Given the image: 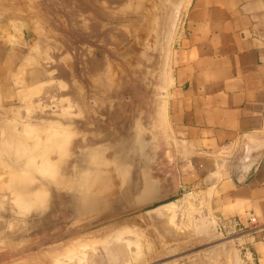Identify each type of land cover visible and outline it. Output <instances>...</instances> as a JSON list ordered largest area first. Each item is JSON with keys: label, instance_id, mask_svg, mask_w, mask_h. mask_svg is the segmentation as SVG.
I'll list each match as a JSON object with an SVG mask.
<instances>
[{"label": "rangeland", "instance_id": "1", "mask_svg": "<svg viewBox=\"0 0 264 264\" xmlns=\"http://www.w3.org/2000/svg\"><path fill=\"white\" fill-rule=\"evenodd\" d=\"M169 1L34 0L32 16L43 21L32 22L27 38L31 64L15 70L7 95L0 92V264H245L243 233L204 213L202 180L184 182L168 132L169 72L190 0L167 42L160 24ZM29 68H44L43 78L26 83ZM99 148L96 157L105 158L97 159L125 152L130 160L106 169L91 157V173L120 169L128 182L138 175L162 197L110 217L73 216L65 197L75 191L55 177ZM47 160L58 172H46ZM168 202L165 215L155 210Z\"/></svg>", "mask_w": 264, "mask_h": 264}, {"label": "crops", "instance_id": "2", "mask_svg": "<svg viewBox=\"0 0 264 264\" xmlns=\"http://www.w3.org/2000/svg\"><path fill=\"white\" fill-rule=\"evenodd\" d=\"M33 9L34 0H0L3 95L31 64L27 38L43 21ZM30 68L26 83L40 81L45 69ZM166 94L184 182L202 180L204 213L243 233L245 264H264V0H190ZM157 190L151 181V198Z\"/></svg>", "mask_w": 264, "mask_h": 264}, {"label": "bare ground", "instance_id": "3", "mask_svg": "<svg viewBox=\"0 0 264 264\" xmlns=\"http://www.w3.org/2000/svg\"><path fill=\"white\" fill-rule=\"evenodd\" d=\"M98 1V0H97ZM171 1V4L169 5V8H168V11H166L165 13H167L165 15V19H163L164 17H162V22L160 25L164 26V38L167 42L170 41L171 37L173 36L174 34V28H175V24L177 22V19L179 17V12H180V9L182 7V4H183V1L184 0H170ZM169 1V3H170ZM166 2V1H165ZM168 2V0H167ZM167 6V5H166ZM167 9V8H166ZM112 11V10H111ZM119 15V14H118ZM120 30V29H119ZM163 35H161L163 37ZM159 37V38H155L156 40H159L160 38L162 37ZM151 38H153L151 36ZM163 40V39H162ZM163 42V41H162ZM165 42V43H167ZM156 43V42H155ZM165 43L163 45H165ZM159 44V42H158ZM169 44V43H168ZM157 45V43H156ZM162 45V46H163ZM167 47V46H166ZM169 47V46H168ZM157 48V47H156ZM165 48V47H164ZM165 50V49H164ZM163 50V52H164ZM169 50V49H168ZM168 56V55H167ZM164 59V58H163ZM167 59V57H166ZM163 62V61H162ZM166 65V63H165ZM167 66V65H166ZM164 66V67H166ZM162 68V67H161ZM165 71V69H164ZM160 93V91H159ZM162 98V97H161ZM160 98V99H161ZM160 107V105H159ZM161 110V109H160ZM161 112V111H160ZM46 126V125H45ZM56 134V133H55ZM56 137V136H55ZM45 138V137H44ZM50 138V137H49ZM59 140L60 138L57 137ZM56 138V139H57ZM43 139V138H42ZM57 139V140H58ZM47 141V139H45ZM44 140V141H45ZM142 141V140H141ZM37 142V141H36ZM42 142V141H41ZM38 143V142H37ZM56 143V141H52V144L54 145ZM48 144V142H47ZM52 144L50 146H52ZM135 144V143H134ZM133 144V145H134ZM38 146V145H37ZM135 146V145H134ZM132 147L131 150L134 151V148L135 147ZM13 147V146H12ZM49 148V147H48ZM47 148V149H48ZM142 148H144V145H143V141L141 142V144L139 146L136 147V153L132 152L133 155H138V153H140V150H142ZM37 149L39 150V148L37 147ZM42 149V148H41ZM102 149V148H101ZM100 148L99 149H93L92 151H88L83 157L82 160L80 161H77L75 162V165H74V170L77 171V175L76 176L72 171H69L68 173L65 174L64 178L59 176L58 178L55 177V182L57 183V185H68L70 188L73 187V190L75 192H73V194H71L69 197L70 199V202L68 203L67 205V210L70 211L73 216L75 217H80L81 214H86V215H91L93 214V216H105L107 215L108 217L114 215V214H117V213H120L122 211H125V210H128V209H132V208H135L137 207L138 205L142 204V203H147V202H150V201H153L154 199L158 198V197H155V198H151V192H150V184H151V181L150 180H147L145 181V183L141 182L140 181V177L138 175H135L134 176V180H132L131 182H128V181H125V180H122L120 181V177H122V173H121V170L118 169L117 170H114V171H117V172H104V171H101L99 174H94V173H91L90 170H93V172H95V167L90 164L89 162V158L93 157V158H101L102 155H103V158H105V154H101L100 156L96 157L98 154L101 153V150ZM34 150V149H33ZM105 150V149H104ZM43 151V150H42ZM115 151V150H113ZM34 152V151H33ZM36 152V151H35ZM34 152V154H36ZM39 152V151H38ZM116 152V151H115ZM118 152V151H117ZM130 152V151H129ZM33 155V154H32ZM141 156V154H139ZM138 155V156H139ZM116 158H112L111 161H114V163H112L110 160L109 161H106V159H97L98 160V164L99 165H103V167H105L106 169L109 168V166L111 164H114L115 165V161L116 163L117 162H121L124 164L130 160L129 157L128 159H122L121 157L124 156V157H127V155L125 154V152H120L118 153V155H114ZM139 156V157H140ZM122 159H117L119 158ZM131 157V156H130ZM24 159V158H23ZM115 159V160H113ZM118 160V161H117ZM133 161V160H132ZM133 162H137V164L135 165V167H137L138 169H143L146 171L147 167H148V162L147 161H144L142 158H137V160L135 159V161ZM30 163V162H29ZM118 164V163H117ZM123 164V166H124ZM92 165V166H90ZM122 165V164H121ZM120 164L118 166H121ZM95 169V170H94ZM126 168L122 169L123 171L125 170ZM54 171H56V169L51 165V163L47 160L46 162V172L53 174L55 173ZM58 172V169L57 171ZM47 173V174H48ZM116 173H119L120 175L119 176H115ZM50 175V174H49ZM57 175V173L55 174ZM124 179L126 177V174H124ZM48 177V175H47ZM14 179H15V176H14ZM14 179H12L14 181ZM16 180V179H15ZM118 182V184H117ZM14 186V185H13ZM35 186V185H34ZM88 187L87 189V192L85 191H81L79 188L80 187ZM139 186L140 187V190L142 193L141 196H139L138 194V190L136 189V187ZM16 188V187H15ZM94 189V190H93ZM94 192H93V191ZM14 198V197H13ZM171 205H174V202H168V203H165L163 205H160L158 208H156L155 210H157V212H159L160 214L162 215H165L166 212H167V208L168 206H171ZM154 209V208H153ZM170 211V210H169ZM168 211V213L170 214V212ZM111 214V215H108V214ZM155 213V211H154ZM154 213H149V215L151 214L152 216L154 215ZM167 213V214H168ZM34 215V214H33ZM148 215V213H147ZM156 215V213H155ZM161 215V216H162ZM157 217V216H156ZM166 217V216H165ZM148 218V217H147ZM158 218V217H157ZM161 219V217H159ZM158 218V219H159ZM168 218V216H167ZM152 219H154V217H152ZM159 219V220H160ZM164 219V218H162ZM149 220V219H147ZM155 221H157L156 219H154ZM164 220H167V219H164ZM141 222V221H140ZM154 222V221H153ZM164 222V221H163ZM162 223V222H161ZM200 223V222H199ZM130 224V223H129ZM123 225V223H122ZM136 225V224H135ZM140 225V224H139ZM158 225V224H157ZM160 225V224H159ZM116 226V225H115ZM125 226V225H124ZM134 227V226H133ZM200 228L202 229H206L208 226L205 225V224H200L199 226ZM198 227V228H199ZM119 228V227H118ZM125 228V227H124ZM128 228V227H127ZM126 229V228H125ZM124 229V230H125ZM122 230V231H124ZM133 230V229H132ZM138 230V229H137ZM115 231V230H113ZM127 231V229H126ZM125 231V232H126ZM129 231V230H128ZM127 231V232H128ZM131 231V230H130ZM115 232H118V231H115ZM133 233V232H132ZM109 234V233H108ZM120 234V233H119ZM125 234V233H124ZM135 234V233H134ZM127 235V234H126ZM138 235V234H137ZM124 236V235H123ZM136 236V235H135ZM109 237V235H108ZM101 238V236H100ZM99 238V239H100ZM116 238V237H115ZM114 238V239H115ZM106 239V238H105ZM104 239V240H105ZM120 239V238H119ZM116 240V239H115ZM141 243V242H140ZM134 244H137V243H134ZM129 245V244H128ZM150 245V244H149ZM224 246V245H223ZM228 246V245H227ZM230 250V249H229ZM216 256L218 253H216V251H214ZM213 252V253H214ZM139 253V252H138ZM229 253V252H228ZM213 255V254H212ZM215 256V255H214ZM213 256V257H214ZM143 257V256H142ZM138 258V257H137ZM217 258V257H215ZM137 260V259H136ZM215 260V259H214ZM218 260V259H217ZM229 260V259H228ZM236 260V259H235ZM141 261V260H139ZM207 261V260H206ZM136 262V261H135ZM134 263V262H133Z\"/></svg>", "mask_w": 264, "mask_h": 264}, {"label": "flooded vegetation", "instance_id": "4", "mask_svg": "<svg viewBox=\"0 0 264 264\" xmlns=\"http://www.w3.org/2000/svg\"><path fill=\"white\" fill-rule=\"evenodd\" d=\"M73 168H74V167H73ZM73 168H72L70 171H72L76 176H78V175H77V171L74 170ZM65 198H66L67 200H69V201H68V203H69V202H70V199L67 198V197H65ZM108 215H111V214L109 213ZM105 216H107V215H105Z\"/></svg>", "mask_w": 264, "mask_h": 264}, {"label": "built area", "instance_id": "5", "mask_svg": "<svg viewBox=\"0 0 264 264\" xmlns=\"http://www.w3.org/2000/svg\"><path fill=\"white\" fill-rule=\"evenodd\" d=\"M250 222H251V223H255V222H256V219H255V218H250ZM232 224H234V222H233ZM223 225L225 226L224 223H223ZM234 227H236V225H234Z\"/></svg>", "mask_w": 264, "mask_h": 264}, {"label": "water", "instance_id": "6", "mask_svg": "<svg viewBox=\"0 0 264 264\" xmlns=\"http://www.w3.org/2000/svg\"><path fill=\"white\" fill-rule=\"evenodd\" d=\"M165 93V92H164ZM166 107V106H165ZM169 132V131H168ZM170 134V133H169ZM171 136V135H170ZM147 170V169H146ZM239 180V179H238ZM150 181H152V180H150ZM153 182V181H152ZM154 183V182H153ZM155 185V184H154ZM155 187H156V185H155ZM157 189V188H156ZM157 191H159V190H157ZM160 193V192H159ZM161 195V194H160Z\"/></svg>", "mask_w": 264, "mask_h": 264}]
</instances>
